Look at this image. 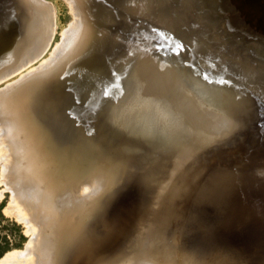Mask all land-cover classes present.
Wrapping results in <instances>:
<instances>
[{
  "label": "rangeland",
  "instance_id": "rangeland-1",
  "mask_svg": "<svg viewBox=\"0 0 264 264\" xmlns=\"http://www.w3.org/2000/svg\"><path fill=\"white\" fill-rule=\"evenodd\" d=\"M32 1L33 3H35L33 6H36V7L41 6L39 8H35L36 10V11L34 10L35 12L33 11L34 8L31 7ZM32 1L21 0V2L25 5L27 9V12L30 13L28 14V25L30 24V22L33 21V20L32 21L30 20L29 22V19L31 17H32L31 19H34L33 17L36 12L38 15L35 14L36 16L35 18L37 19V17L40 16L42 12L45 13L47 11L48 13H50L53 10L52 12L53 20L55 21L53 30H52L53 37H51L52 38L50 39L51 42H49L48 46L45 48L46 49L44 50L45 52L43 53L42 51L39 57L37 56L38 59L37 58L36 60L34 59L35 61H31L30 64H26L24 68L21 67V69L18 71L16 70L14 72H11L9 76L7 75L3 77L0 80V89L6 88L5 86H8V87L12 86L13 82H14L13 84L18 85L20 82L16 83V81H19V80L21 81L23 79L31 77L32 76L31 72L32 71L37 72V70H39V68L42 67V65L43 67L47 66L48 68L44 67L45 72L44 70L42 71L43 67L40 68L41 72L42 73L48 72V75L47 74H43V75L45 77H49L55 71V69L53 71L51 70L52 66H54L55 68L57 66V68H59L62 64L66 62L68 64L63 65V66L71 67L73 63L76 62V58L77 60H79L78 58H81L78 55H81V54L83 55L84 53L82 52L89 50L91 55L93 56V59L91 60L92 65H88V66H86V64L82 65V68H80V70L82 69L86 70V68L88 70L86 71L78 70V72L79 71L82 72L80 74L78 73L80 77H77L78 74L77 75L75 74L73 76H74V79H78V78H80L81 80L83 79V81L81 82H83L85 85V86L83 85V87H85L84 88L85 93L83 97L84 101L82 102V104L88 98L89 93L90 94L93 93L94 95V99L91 97V99L93 100L92 104L96 100L95 98L97 97L102 98L100 100L97 98L99 100L98 104L96 102L97 100L94 102V104L95 103L97 104V108H94V105H92L91 112L93 114L91 113L92 116L91 114L88 115L89 118L87 116H81V117L79 116L80 113L82 115V112L84 110L82 111L79 110L75 114V110H77V106L72 107V111H74V114L72 112V116H74L73 118L75 120L71 118V121H74V122L69 121V123H66L68 124L65 126L67 127L66 131L68 130L67 131L68 134L66 136L60 137L59 139L55 135H50L48 136L49 139L45 141L47 144L44 141H42L44 140L43 138L41 140V143L43 144H40L39 151L45 152L43 157L45 156L44 165H45L46 172L44 173L45 177H43L42 180L38 181L40 188L38 190L39 195L37 196V200L40 199V201H42L40 197H44V200L42 201L43 211L46 212L44 216L43 217L41 216V219H39V223H40L39 228H40L41 237L45 238V244H46V247L43 253V260L45 259L44 264H64V263L65 264L66 263L75 264L76 262L82 261V260H84L85 263L80 262L79 264H169L170 261L176 264H209V262H211L210 264H213V263L217 264V262H219L220 264L221 260H222L221 264H229V262H231V264L232 262L235 263L231 256L232 252L230 250H228L229 252L227 251L228 253L231 252L230 254H227L226 251L225 253L224 251L221 252L220 250V254L216 256L218 258L215 257V258H212V260L210 258L212 256H210L207 253L204 254V250L201 244L204 243L203 246H205V244L206 245L208 244L206 243L207 240H205L204 242L203 239L206 237L209 241V242L207 241L208 243L211 242V244H213L212 242H214V240H211L213 239L211 237L214 235V232L212 233L214 228L209 229V227L211 226L208 220L210 219H211L210 220L211 224L213 223V220L214 222L216 221V223L218 221L223 222V226L227 228V231L231 234V236L234 237L233 249H239L241 246H244L243 249H244V252H246L245 260H244L245 264H264V207H260L257 203H254L249 197L251 191L256 192L258 190L256 189L248 190V191L243 190L239 194H237L234 198H232V196L230 197V195L228 196L229 190L235 188L236 186L241 185L242 183H245L246 181L247 182L252 181V183L257 182L256 184L260 186L259 188L263 189L260 191H264V180H263L264 179V176H263L264 166L263 168L261 166L264 164V158H263L264 157V149H263L264 148V141H263L264 134L262 135L263 138L261 137L263 143L260 142V137H259L260 132L264 133V99L263 97L261 98L260 96L262 94H263L262 96H264V92L262 91L257 92V90H259L258 88L261 89V87L263 88L262 90L264 91V85H263L264 84V23L262 22L263 19L256 18V16L249 14L245 10V8H243L240 5V3L243 2V0H218V2L217 0H207V1L202 0L199 2L197 0H176V2H173L175 0H170L172 3L169 0H164L165 2L163 0H162L163 2H161L160 0V4L162 3V6L159 4V1L157 2L156 0L157 5L158 4L160 5V6L158 5L159 6L158 8L155 3V0L153 3H152V0H126V2L125 1L123 2L122 0H121L122 2H118L119 0L117 1L116 0H112V1L111 0H96V2H94L95 0L94 1L91 0L92 7H94L95 5L96 7L94 8L98 9L97 6H99L100 7L99 9L102 10L101 11L98 9L97 10L98 13L101 14L105 12L104 10H106L107 14L104 13L106 15H102V16H105V17L101 19L99 18L98 20V17H101L99 16L100 14L98 13L96 14V17L98 16L96 19L95 16L93 17V15L88 13L89 9L85 8L83 12L81 13L82 18L84 17V19H82L84 23V27H83L82 21L80 24V26L81 25L82 26L81 27L77 26V27L78 29L79 27L82 29L84 28L82 31L86 33H84L85 35H83L82 34L83 32L80 31L81 29H79V35L80 34L81 35L78 36L77 28L73 29V26H72L73 22L76 21V18L78 16L74 14L73 10L75 9H73V5L71 4L70 0L68 1L67 0H37L38 3L36 2V0L35 1L32 0ZM97 2H100L101 4H103L101 5L102 7L100 6V3L95 4ZM148 2H150L152 5H155L153 7V10L150 9L151 4H149L150 10L144 7V5L146 6ZM118 3H120L119 6L117 5ZM160 7H161V10H160ZM162 8L164 9L162 10ZM142 9L143 10L145 9L144 12H146V10L147 11L149 10L148 12H146L148 13L149 16L145 15L146 18L148 17L147 24L146 22L144 23V19L146 21V18L143 15L146 13H144ZM40 11L42 12L39 13ZM154 11H156V14L161 16L163 19H166L164 20L165 26L163 25L164 21L162 20V18H161L162 22L160 18L158 21V16L156 20L158 22L157 23L153 22L156 19V16H152ZM111 12H114V13L116 12L120 14V16L123 17L125 21H123L119 16H117L118 14L116 16L119 17L121 20H119V18L117 19V17L114 16L116 13L115 14L112 13L114 15L110 17ZM149 12H151L152 14L151 13L149 14ZM156 14L154 13V15ZM123 15L127 16V18L126 17L124 18ZM176 16L180 18V22H178L179 18H177ZM149 17L150 18L152 17L151 18L152 20H149L150 19ZM167 17L169 19L170 18L173 19L172 21L174 22L176 21L178 24L180 23L179 24L180 26L178 27L176 22L173 25L171 19L169 20L167 19ZM39 18L42 19V16L38 17V19ZM133 22H135L134 26H133ZM140 22L145 24V27L142 26V28L144 27V29H140L141 28L140 26L144 25V24H141ZM160 22L162 23L163 27L167 28L168 26V29H171V26H175L176 24V27L179 28L178 30L180 31L183 28V31L182 32L180 31L181 34L178 33L179 34L178 35L176 33L177 28L175 30L173 27L174 30L171 29L172 32L168 31L169 33H173L172 34L173 36H170L171 34H169V36L172 38L168 37V35H165L166 36L165 37L162 35V33L166 34L167 29L166 31H164V29L162 28L163 29L162 31L161 28H157L161 26ZM181 22H182V26H181ZM136 23L138 24L140 23V26L138 27V24ZM151 23H155L156 26L155 24H151ZM167 23L172 24V25L168 24L166 26ZM153 25L157 29L159 30L161 29V30L159 31L156 28H153L152 27ZM198 25L201 26V28L203 26L204 31L200 27H198ZM205 26L208 27L209 29L206 28ZM146 27L150 29L152 27L153 29L156 30V32L159 31L160 33L158 32V34H160L163 38L159 37L160 35H157L155 30H153L156 33L157 37L160 38V40L161 38L164 39V37L165 38L168 37L165 41L163 40L164 43L161 44V46H164L165 49L163 47L162 49L160 46V42L162 40L159 42L158 41L159 39L155 35L154 36L151 35L153 34L151 31L152 29L151 30L146 29ZM230 27L233 29H231ZM71 28L73 31L77 30L76 32L75 31L71 32L73 33V35L74 34L75 35L72 37V36H68L69 34L67 33V37L69 39L68 38L63 39L64 38L63 34H65L64 30L68 31ZM205 28L208 30V33ZM93 30L95 32H93L94 35L93 34L92 35L95 36L96 34L97 40L100 39L101 37L104 39V37H106L109 33L107 37H109L110 35L112 36V39L110 36V40H109L111 42V46H112V42L115 43L116 41L121 42L120 45H123L122 47H124L125 46L124 44H126V47L128 48V45H129L130 49H133L132 52L130 51L129 48L127 52L126 51L127 49L125 47L126 50L123 53L125 54L127 52L128 54H125V56L127 57V55H129L128 57L129 59L130 58L133 60L135 59L134 57L136 54L134 52L137 53L138 56L137 55L136 56L139 59L140 57L143 56V59L141 58L142 60H145L144 58L146 57H148L146 60H149L152 58L157 61L158 59L156 64L158 63L159 66H166V68H169V69L170 67H172L169 72L175 71V67H176L177 72H179L178 74H180V77L178 78V75L176 76L177 72L175 71L176 73L174 72L175 74L174 77L172 76L173 74L170 73L172 74L170 77H173L174 80L171 78L169 79L170 81L168 80L169 82H166L163 85L156 84V86L153 84L154 82H151V84L154 85L155 87L150 85V83H148L150 82L149 79L147 78L148 76L144 77L143 79V76L145 75L141 74L142 78L138 77V76H141V75H138L140 72L141 73L144 72L141 70H139L140 71L139 72L138 69H142L143 66H144L143 69H145V67L147 66L146 64H144V62L146 63V61L143 62L139 59L135 60V62L138 61L139 64H140V61L141 63L143 62V65L140 64L142 67L141 66L139 67V65H137L138 63L137 64L134 62L132 63L131 59L130 61H128V58L126 59V57H125L126 59L125 61L123 54L120 53L121 51L122 52L124 51V48L122 50V47H120L119 42H117V44L115 43V45L113 44L112 47L114 48H116L117 46L119 47V49L116 48L117 50L114 49L113 51L112 50L113 48L109 46L110 44H108L110 43L109 41H107L108 43H106L108 45H105L104 41L100 39L96 42L101 41L102 43L103 41L102 43L103 46L101 43H97V44H101L99 45L102 47V50H101L99 46L97 47V44L95 43L94 39L91 36V33ZM63 31L64 33L62 34ZM97 31L101 32V35L100 33L98 35ZM228 31L230 32V36H228L229 33L227 34ZM183 32L186 36L183 34ZM105 34L107 35L105 36ZM26 36L28 35H24V38H23L24 42H21L19 45L20 47H22L24 46L25 43H27L24 46V48L25 47L26 48L22 49L23 47L20 48L18 46L17 48L18 52L16 51L15 53L17 55L14 56L15 55L14 54L13 55L14 57L12 56L8 60L10 62L6 61L7 64L2 63V66H0V72L2 71L5 72L7 70H10V71L15 70L14 67L17 66V64L18 66L20 65V63H18V62H21L20 59L23 60L24 58H26L29 53L31 54L30 56H34L37 53L35 52V50L38 51L40 49V47L38 48L35 47L37 44L36 40H34L35 41L34 43L29 41V43L31 42L30 45L28 44V42H25V40L27 41ZM86 36L87 37L89 36L90 38H92V39L90 38L89 39L86 38V39H88L89 41L93 40L95 46L97 47L96 49L94 46V48H92L93 49L92 52H91L92 49L90 47L93 45V42L91 41L92 45H90L89 47L91 50L88 49L87 47L89 46V43L91 44V42H89L88 40H85ZM71 37L73 39L74 37L75 39L77 38V40L75 41H80V42H74V40ZM80 37H81V40H80ZM155 37L157 39H154ZM184 37L185 38L187 37L186 40ZM181 38L184 43H181L182 42ZM66 39L68 40V42ZM152 39L156 40V42H158L159 45L156 42H155L156 44L153 43L154 41ZM170 40H173V41L175 40L174 41L175 45L173 44V41L172 43H170ZM195 40L196 41L198 40L199 42H196V44L195 43L193 44L197 45L198 43L199 46H202L201 48L197 45V48H195L196 46L193 45L195 50L197 49L196 52L192 50L193 46L191 45V43L195 42ZM189 41L190 42L192 41V42L189 44L188 43ZM61 42H64V43L62 44ZM66 42L67 43L70 42L69 43L70 45L67 44ZM201 42H204L206 44L203 43L204 44L203 45L201 44ZM86 43H88V45L85 46ZM178 43L180 44L179 45L180 47L181 45L182 47L185 45L184 48H186L187 52L185 51V49H181L182 47L181 48L178 47ZM39 44L40 43L38 42L37 46H39ZM57 44H59V47L61 48V50L59 49V47H57L55 50L56 52H55L53 51V49ZM66 44L69 46L64 47V45L66 46ZM78 44L80 45V47L77 46ZM187 44H189L190 47ZM205 45L207 47L208 46L210 47H208V49H204L206 48ZM241 45L243 46V48H241L242 47ZM106 46L111 47L112 51L110 50V48ZM158 46H160L161 52L162 50L165 52L166 50L169 49V47H171L170 48L171 51L174 50L172 52H175V49L178 50L179 48H180L179 49L180 51L179 50L178 52L176 51L177 53L176 54L168 50L166 53L162 52L161 54V52L158 50L159 48ZM83 47L84 48L86 47L85 50ZM81 48L83 49V51ZM103 48H104V51H105V48H107V50L109 49L108 52L110 51L109 54L111 56H108L109 54H106L108 53L107 50L105 52V54L107 55L106 56L104 54ZM19 49L23 50L22 52H20L21 54L19 53V51H21ZM33 49H34V54L33 52L32 53L30 52V50H33ZM99 49L103 52L101 53ZM67 50L72 55H69L70 53L66 52ZM115 50L117 52H115ZM188 50L190 51L188 52ZM26 51L28 52L26 53ZM80 51L81 53L78 54ZM129 51L131 52V54L129 53ZM97 52L100 53V55L101 54L105 55V57L102 58L103 60H101V57L103 56H98L97 54L95 55V53ZM111 52H113V54L115 53L119 55L122 54L121 55L123 57L122 62L123 61L124 63L126 62L125 66H123L124 64H121V58L120 59L118 58L121 56L117 54L113 55L117 59H119L117 61L116 58L112 56ZM180 52L183 55H181ZM182 52L184 53L186 52V53L184 54ZM190 52L197 53V55L192 54L193 57H189L190 58L189 59L187 56H191ZM24 53L26 54L24 55ZM59 53L60 55H58ZM64 53L66 57L65 58L63 57L64 59H61L62 55L64 56ZM132 53H134V55ZM158 53L160 54V56L161 55L162 56L160 57ZM163 53L165 55H163ZM169 53H171L170 54L172 55L171 57L174 56L173 58L170 57L171 58L170 60L168 57ZM53 54L58 55V56L56 55L57 59L55 58L56 56L53 57L54 56ZM175 54L176 56L180 54L181 56L184 57V60L182 59L183 57H181L180 55L176 57ZM186 54H189V55H186ZM75 55L77 57H75ZM179 56L181 57V59ZM96 57L98 59H96ZM157 57H159L160 59L162 57L163 58L161 59V61H159L160 59ZM175 57L179 59H176ZM201 57H202V60L204 59L203 61L206 62L205 64L207 66L204 64L203 61H199L201 60ZM74 58H75V61H74ZM50 59L51 60L54 59L56 61L55 62L53 60L55 64ZM104 59H107L109 64H111L110 68L108 67L110 65L106 66L108 62H105ZM109 59L111 61L115 60L116 63L118 64L114 65L115 62L110 63L111 61ZM166 59H168L169 61L171 60L179 61L180 60L179 61L180 65L184 64L180 67L181 71L183 72L185 71L183 67L185 68L186 67L185 65L188 62H190L193 59L197 60V62L194 64L195 66L194 65L192 66L196 68L199 67L200 70H204V72L205 70L206 72L208 71L207 75L208 73H210V75L212 74L211 77L214 76V74L219 75L220 78L217 76V78L220 79L219 82L221 83V80H222L224 83L226 82L225 84L227 86L225 85L223 87L222 86L223 82L222 84H220L221 85L220 87L216 86L217 84H219V83L215 84V81L216 80L218 81L216 76H215L216 80H213L214 81V84H213L212 78H211V81L209 80L210 75H208V79H207V76H205L206 74H204L203 71L200 72V70L198 69L195 70L194 67H192L191 65L190 66L188 65L190 63L187 64L189 66V70L193 71V74H196L194 70L196 72L199 71L200 73H202V75H204L203 78H206L207 82L205 79L200 81L202 79L201 77L202 75L200 76L201 79H199L200 77H196V76L200 74L195 76L192 74L191 71L187 70L189 72L188 73L189 75H188L187 71H185L187 77L190 78L191 76V79L194 77V78H197L196 81L198 80L200 81V82L198 81L199 82L198 83L193 80H189L190 81L189 82L187 80L188 78L185 77V74L182 76L183 72L182 73L180 72V68L178 71V67H179L177 65L179 64L178 61L176 62L172 61L171 64L173 65L168 66V63L170 62L168 63L165 62ZM49 61L51 62V64L53 62L54 65L52 64L50 66ZM97 61L101 62V64L98 65ZM127 61L130 63H128ZM93 62H97V63H93ZM103 62H104V65H103ZM199 62H203L201 63L203 65H201ZM56 63H58V65ZM153 63L155 64V61ZM44 64H48L49 66L44 65ZM130 64L131 66L136 64L135 65L136 70L135 68L133 69V67L130 69L129 68ZM117 65H119V67ZM120 65H122L123 67H121ZM106 67L111 69V71ZM116 67L119 68L120 71H118ZM124 67L126 69L129 68V70L128 69L125 70ZM190 67L192 68L190 69ZM46 69L47 70L50 69V70L46 72ZM40 70H39V73H40ZM91 70H93V72H91ZM108 70L110 71L109 73H111L112 75L115 74L116 71H118V73L123 71L122 74H120L122 76L120 77L119 74H117L116 75L117 77L112 76L114 79L116 78L115 81H112L114 80L112 78H111L112 80H109V78L107 79V77H109L111 74L109 75ZM27 72H30V74ZM83 72L85 73L87 72V73L84 74ZM134 72L135 73L139 72V73H137L136 75H133ZM126 73H130L128 75H133L135 77H138V79L140 78L139 80L142 79L141 81L136 79V81L138 80L139 82H142L141 83L142 85L139 84V82H137V84L134 85L136 83L134 82L135 77L133 78L131 76H127ZM190 74H192L193 76ZM24 75H26V77ZM95 75L97 76L95 77ZM104 75L106 76L108 75L107 77H105L107 80L103 78ZM123 75L126 76L128 79L126 77H123ZM53 76L54 75H51L50 77H53ZM175 76L178 79L175 78ZM184 77L187 78L186 83H184L185 82ZM119 78L121 80H119ZM122 78L123 79L126 78L127 80L125 79L126 81L123 82ZM131 78L134 79L133 81L134 84H132L133 79L130 80ZM145 78L148 80H145ZM116 81L118 82V85L120 86L121 85L123 86L125 82H129L128 85L125 84L126 86H124V87H127V86L129 87L124 88V87H120L116 85V88H114L113 86L117 84ZM121 81L123 83L119 84V82ZM191 81H193V85ZM209 81L211 82L212 85L210 84ZM177 82L179 83V84H176L178 87L175 85L172 89L173 83L175 84ZM181 82L184 84L182 85ZM109 83L114 84V85H110L111 89L113 91L118 89V93L120 92V95L115 92H114L115 94L111 95L113 91L111 89L110 91L106 89V88H110V86L108 85ZM143 83H145V85L147 83L148 84L147 86L143 87ZM194 83H198L197 86L200 88H201V85H199L200 83L204 84L205 86L202 85L203 89L201 88L199 90V89H196V85ZM229 83H230V86H229ZM189 84H191L192 86L195 85L194 86L195 88L192 87L191 89L190 88L191 85L189 86ZM207 84L208 85L210 84V85L208 86ZM261 84L263 86H261ZM137 85H138V88L136 87ZM148 85L149 87L150 86L151 87L149 88ZM206 85L209 88L212 86L211 89L213 90H214L213 88L214 86H216L215 87L216 90L218 88L217 94L220 91L219 96L217 97L216 96L217 94L215 96L216 98H218L217 101L219 102L214 101L215 99L214 94L216 93L215 92L216 90L215 91L209 90L210 95L212 94L211 92L213 93L215 92L214 94H212L214 98L212 97V95L211 97H209L210 95L209 96L207 95L208 93L207 89H209L208 87L206 88L205 91H201V90H204V87H206ZM179 86L182 89L179 88ZM145 87L148 90L145 91L144 90ZM121 88H124V90H126L125 91L126 93H123V95L120 90ZM103 89H106L104 90V93L102 92ZM177 89H179L180 91H178ZM174 90L176 93H174ZM105 91L110 92V94L109 93L105 94ZM195 91H197V93ZM99 92L102 93L103 95H101ZM194 92L196 94H194ZM169 93L173 94V95L171 94L172 96H170L169 98L170 101H171V97H173L174 99L171 101L173 103L172 105H170L171 102H169V100H164V98L162 99L164 101H168V103L161 102L162 99L159 100L160 97H166V99H168L167 97H169L170 95ZM86 94H87V98H86ZM108 94L109 96H112V98L108 97L107 96ZM100 95L103 97H100ZM114 95L116 96L113 99ZM195 95L198 96V99H196ZM104 96L106 97L104 98ZM118 96L120 97L123 96L124 98L123 97L120 98L122 99L120 101V99H118L119 98ZM207 96L211 99L209 100ZM103 98L106 100L107 98L112 99L111 102L109 101L111 104L107 102L108 107L107 105L105 106L106 104L105 102H102L104 100ZM154 98H157L162 103L161 105L159 104V101H158V103L156 104L155 108L157 107V105H161V106L157 107L156 110H153V114H155V111L157 112V115L155 114V116L151 112L147 111L148 108L150 109L149 111H152L151 108H154V105L157 102V99H156V102L153 103L155 101ZM91 99L90 98L87 99L86 102L84 103L86 107H87V104H86L87 101ZM197 100H199V102L201 103H199ZM144 101H146L147 103L152 101L150 103L151 108L147 106L146 102L144 103ZM100 103H101V107L99 105ZM164 103L165 104L170 103V104L167 105L166 107ZM174 103L176 106L172 107ZM205 103L209 108L205 107ZM201 104H202V107H200ZM197 105H199L200 108L197 107ZM114 106H117V108L115 107V109H112V107L114 108ZM160 107L162 110L159 109ZM170 107H171V110H170ZM103 108L105 111L103 110ZM105 108H107L108 110H106ZM201 108L204 109V113L208 109L213 111L212 114L214 116H215L214 112L221 113L222 115L223 114L225 115L226 113L228 116L227 118H225L226 120L228 118H231L232 116L231 118L232 120L236 119L234 120L235 126L233 127V130L230 129L231 131L230 132L227 129V127H221L220 124L216 125L215 127H213V125L210 124V127L208 128L206 124L207 120L202 122V120H205L207 116L205 118L204 117L205 114L202 111L201 113L204 115H201L200 113V110H202ZM205 108L207 110H205ZM158 109L159 111H157ZM197 109L199 112L197 111ZM112 110H115V111L112 112L111 114ZM251 110L253 112H251ZM102 111L104 112V114L101 115L100 113H103ZM232 112H234V114ZM148 113H150V115H153L154 118L153 116L152 117L150 116L149 118ZM197 113H200V115H198ZM235 113L238 116H235ZM259 113L261 115V116L259 115L260 118L257 115ZM77 115L79 119L76 117ZM100 115L102 117H100ZM224 115L223 117H225ZM247 115H248V119H246ZM156 116L157 118L160 117L159 121L155 120ZM249 116H251V118H249ZM99 117L101 118L100 120H99ZM241 117H244L245 120L244 118H241ZM257 117L259 118V120L262 117V121L261 120L259 121L262 123V125L260 123H259L260 125L257 124V126H259L260 128L255 126L256 125L255 120L257 119ZM84 118L85 120L87 118V121L83 120ZM105 118L107 121L104 120ZM253 118L255 120H253ZM148 119H150L153 122L152 124H154L155 121H157L158 124L155 122V127H154V125H150L151 122H149L150 120ZM240 119L242 120L240 121ZM79 120H83L84 122L83 121L81 122ZM98 120L99 122H102V121L103 122L99 124V122H97ZM90 121H91V124H90ZM92 122H94L95 125L92 126L93 124ZM95 122L98 124H96ZM86 124L88 125V127L86 126ZM94 128L100 129L98 130L99 132L95 131L96 129ZM107 128L108 130L105 131ZM42 130L43 129L40 124L38 126H35V131H36L35 133L36 134L39 133L38 134L39 136L40 134L42 136L44 135L42 134ZM69 130L70 132H72L71 134H69ZM92 130H94L96 134H94V131ZM66 131L65 133H67ZM106 133H109L108 134L109 138L106 136L107 135ZM110 135L112 136L110 137ZM97 136H100L98 138L100 140L102 139V142L100 141L99 143V139H97ZM103 138L104 139L106 138V139L104 140ZM113 138L114 140H112ZM97 142L99 143V145H97L98 144ZM44 143L46 145H44ZM260 143L262 146L260 145ZM103 145L105 147H103ZM46 146H49L48 153H46L47 151H45V149H47ZM43 147H45V149ZM260 147L261 148L263 147V148L261 149ZM94 153H96L97 156H94L95 155ZM102 153L104 154V156ZM72 156L74 157L72 158ZM97 157H102V158L104 157V159L101 161L102 162L101 166L100 164L98 165V161L101 160L102 158L99 159ZM95 158H97L98 160ZM105 162L106 163L110 162L108 163L110 165H106ZM104 164L108 167L107 168L105 166L107 169L102 167V165L104 166ZM93 166L96 167L95 168L96 171L94 170ZM257 167L262 168V169L260 168L262 172L259 169L260 173L262 174H259V175L256 174L258 173ZM100 168H102V171L99 170ZM98 170L101 172H98ZM127 171L128 172L130 171L129 173L131 175L129 173L127 174ZM247 171L251 172L252 174L254 172L257 175L258 179L256 180V177H253L255 174L254 175H252L251 173L247 174ZM102 172L104 173V177H105V173L107 174L108 172L105 178L103 177ZM111 172H113L112 173L113 175L111 174ZM125 173L127 175H130L132 179L128 177L127 175H125ZM123 175L129 178L130 182L128 181L126 177H124V180H123V178H121L123 177ZM250 175L253 178H251ZM261 175L262 177H260ZM97 177L98 178L101 177V180L105 179V181L102 180L104 181V183L102 184V181L98 179ZM108 178H109L108 180L109 182L106 181V179ZM119 178H121V180L125 182L128 181L126 183L127 186L125 185V183L123 184V181L121 183V180ZM133 180H134V183L132 184ZM259 180H262V181H259ZM83 186L84 188L82 189ZM124 186H126V188ZM143 186H145L146 188L145 194H147V198H146L147 202L145 201L146 204L144 203V207H143V211L146 214H144L145 219L143 217L145 224H143L141 227L144 228V230L142 228L140 229L142 231L139 230L140 233L142 232V235L139 232H137V236H135L136 235L135 233V235H132L131 239L129 240L127 238L123 239V241L127 239L125 244L121 247H118L117 249H114L113 252L112 250L109 251V249H105L108 243L107 245H105L104 243L101 242L103 241V237L107 236L108 233L112 234V232H115L120 227L119 225L125 222V220H127V218L131 215V212L135 210L136 202L133 200V198L137 200V196L139 197L140 195L139 189ZM225 186L227 187V191L225 190ZM86 189L87 191H85ZM0 191L2 192L0 193V197H1L0 198V259L1 261H3L2 259L8 253L14 252V250L20 251L24 249L29 239V233L26 230V225L23 222V220L21 219L19 220V218L16 219L17 217L15 218L14 216L15 212L13 210H9L10 208L9 209L7 208L9 207L8 202H9L10 191L8 188L7 189L4 188V185L2 184L1 181H0ZM40 193H42L41 196H40ZM45 199L47 202H45ZM72 199L74 200L72 201ZM226 200H227V204L225 205ZM40 201L38 200V202ZM257 207L261 208V210H259ZM6 210L8 213L6 212ZM11 212H12V215H10ZM78 216L80 217V219ZM206 219L209 224L205 223ZM200 222H203L204 225L207 224V226L209 227L206 226L204 228L203 223H201V225L203 226L199 225ZM216 223H214L213 225H216ZM77 226L80 228H78ZM194 226L197 228H195ZM200 226L202 227V229L204 228L203 229L204 231L205 229L206 230L208 229V233L203 232L202 229L200 230L201 228ZM193 227L195 228V231L197 232L200 230L199 231L200 233L198 232V234L200 235L196 234ZM75 229L80 232H77ZM191 230L193 231V234H194L193 237L191 234ZM75 232L77 233L76 235H75ZM187 233L191 235L189 236L191 237V240H196V241H191L190 238L188 239V236L187 237L185 236ZM138 234H139V237H138ZM52 235L54 236L52 237ZM69 235L71 236L73 235V236L71 237ZM195 235L198 236V238H201L199 239L201 244L198 243L199 241L197 242L198 238L195 239L196 237ZM136 237L138 238L137 241L135 240ZM186 238L189 240V243H187L188 240ZM71 239H73L74 241ZM185 239L187 240V242L185 241ZM132 240H134L133 243H132ZM75 241L77 242V244H75L76 243ZM190 241L195 242V243H190ZM152 243L154 244V246H152L153 245ZM61 244L64 246H62ZM190 244L193 246H191ZM197 244L198 245L200 244V245L197 247ZM155 245L156 246L160 245L158 247L161 248L162 255L160 256L157 255V252L154 250V248L156 247ZM186 246L188 247V249ZM195 246L196 248L192 249V247H195ZM189 247L191 248L189 249ZM212 247L211 249L209 248L211 251L216 250L214 246ZM189 250H191V252ZM55 251L57 254L54 253ZM50 253L53 256H51ZM59 254L60 256H58ZM225 254L228 256H225ZM87 255H89L88 259L86 258ZM66 256L68 258L70 257L69 260H67L68 258ZM80 258L81 260H78ZM209 259L211 261H209ZM214 260L215 262H213ZM52 262H55V263H52Z\"/></svg>",
  "mask_w": 264,
  "mask_h": 264
},
{
  "label": "bare ground",
  "instance_id": "bare-ground-1",
  "mask_svg": "<svg viewBox=\"0 0 264 264\" xmlns=\"http://www.w3.org/2000/svg\"><path fill=\"white\" fill-rule=\"evenodd\" d=\"M28 1V0H27ZM30 1H32V0H30ZM35 1V0H34ZM68 1V0H67ZM71 1V4L73 5V9H75V10H73L74 11V14L76 15V16H78L77 18H76V21L75 22H73V29L74 28H77V30H78V36H80L79 35V29H81L80 31L81 32H83L82 30L84 29H82V28H80L81 26H80V24H81V21H82V19H84V17L82 18V12H83V10L86 8V9H89V12L88 13H90L91 15H93V17L95 16L96 17V14L98 13V9L100 8L99 6H97V8L98 9H96V8H94V7H96L94 4V7H92L91 5V0H70ZM94 1V0H93ZM112 1V0H111ZM117 1V0H116ZM123 2L125 1L126 2V0H122ZM121 0H119L118 2H122ZM159 1V4H160V0H157V2ZM164 1V0H163ZM162 0H161V2H163ZM170 1V0H169ZM198 2L199 1H202V0H197ZM207 1V0H206ZM23 2V1H22ZM21 2V0H0V66H2V63L4 64V63H6L7 64V62L6 61H8L15 53H16V51H17V48H18V46L20 45V43L21 42H24L23 41V38H24V35H28V36H26L27 37V41L25 40V42H28V44L30 45L31 44V42H35L34 40H36V42H37V44H36V48H38V47H40V49L38 50V51H36L35 50V52H37L34 56H30L31 54L29 53L28 54V56L26 57V58H24L23 59V57H22V59L23 60H21L20 59V61L21 62H18V63H20V65L18 66V64H17V66H15L14 68H15V70H7V71H5V72H0V80L3 78V77H5V76H9V74L11 73V72H14V71H18V70H20L21 69V67H23L24 68V66L26 65V64H30V62L31 61H35L36 60V58L38 59V57H39V55L42 53V51H43V53L45 52L44 50H46L45 48L48 46V44H49V42H51L50 41V39H52L51 37H53V35H52V30H53V26H54V20H53V14H52V12H53V10L51 11L50 9V13H48L47 11L45 12V13H43L42 11H40L39 13H41L42 12V14L40 15V16H42V19H40V21H39V19H38V17H40V16H38L37 17V19L35 18L36 16H35V14H37V12L34 14V19H29V22H30V20L32 21V22H30V24L28 25V14H30V13H28L27 12V9H26V7H25V5L23 4ZM36 2H37V0H36ZM94 2H96V0L94 1ZM154 2V0H152V3ZM165 2V1H164ZM171 2V1H170ZM173 2H176V0L175 1H173ZM217 2H218V0H217ZM28 3V2H27ZM38 3V2H37ZM36 3V4H37ZM100 2H97V3H95V4H99ZM155 3H156V0H155ZM172 3V2H171ZM201 3H203V2H201ZM201 3H200V5H201ZM208 3V2H207ZM212 3V2H211ZM224 3V2H223ZM222 3V4H223ZM35 3H33V1H32V6L31 7H33L34 9H33V11L35 10V8H39V7H41V6H38V7H36V6H33ZM42 4V3H41ZM40 4V5H41ZM44 4V3H43ZM70 4V5H71ZM119 4L120 3H118L117 5L119 6ZM149 4H151L150 2H148L147 4H146V6L144 5V3H143V5H144V7H146V8H148L149 9V7H150V5ZM158 4V5H159ZM38 5V4H37ZM101 5H103V4H101L100 3V6ZM147 5H148V7H147ZM156 5H157V3H156ZM157 5V8L161 5L162 6V3L158 6ZM203 5V4H202ZM240 5L243 7V8H245V10L249 13V14H251V15H253V16H256V18H260V19H263L262 20V22L264 23V0H243V2H241L240 3ZM155 5H152L151 4V7H150V9H152L153 10V7H154ZM164 6V5H163ZM225 6V5H224ZM30 7V8H31ZM50 7V6H49ZM102 7V6H101ZM123 7V6H122ZM165 8V7H164ZM164 8H162V10L164 9ZM44 9V8H43ZM149 9V10H150ZM99 10H101V9H99ZM104 10V9H103ZM145 10V9H144ZM144 10L142 9V11L144 12ZM148 10V11H149ZM151 10V11H152ZM160 10H161V7H160ZM36 11V10H35ZM34 11V12H35ZM37 11H39V10H37ZM70 11H71V9H70ZM102 11V10H101ZM105 12H103V13H98V14H100L99 16H101V17H98V20H99V18L101 19V18H103V17H105V16H102V15H106L107 13V11L106 10H104ZM147 10H146V12H148ZM87 12V11H86ZM100 12V11H99ZM146 12H144V13H146ZM32 13V12H31ZM72 13V12H71ZM104 13H106V14H104ZM110 13V12H109ZM112 13H114V12H111V16L110 17H112V15H114V14H112ZM143 13V14H144ZM151 12H149V14H150ZM154 13L156 14V11H154L153 12V14H152V16H156V19L153 21V22H158L159 21V18H160V20H161V16H159V15H154ZM84 14V13H83ZM118 13H116L114 16H116ZM33 15V14H32ZM31 15V16H32ZM38 15V14H37ZM145 15L147 16L148 15V13H146V14H144L143 16L145 17ZM108 16V15H107ZM117 16H119L123 21H125L124 19H123V17H121L120 16V14H118ZM116 16V17H117ZM124 16V15H123ZM149 16V15H148ZM157 16H158V21H156L157 20ZM97 17H96V19H97ZM119 17H117V19L119 18ZM127 18V16H124V18ZM177 17V16H176ZM74 18V17H73ZM119 18V20H121ZM146 18V17H145ZM150 18V17H149ZM152 18V17H151ZM149 19V20H152V19ZM177 18H179V17H177ZM147 19H148V17L146 18V21H145V19H144V23L146 22V24H147ZM153 19H154V17H153ZM167 19H169L168 17H167ZM171 19V18H170ZM169 19V20H170ZM148 20V21H149ZM162 20L164 21V20H166V19H163L162 18ZM162 20H161V22H162ZM173 19H171V21H172ZM176 20V19H175ZM178 21V20H177ZM182 21V20H181ZM98 22V21H97ZM96 22V23H97ZM112 22V21H111ZM120 22V21H119ZM150 22V21H149ZM160 22V25L162 26V23ZM166 22H168V21H166ZM176 22V21H175ZM174 21H172V24L174 25V23H175ZM178 22H180V18H179V21ZM82 23H83V21H82ZM124 23V22H123ZM135 22H133V26L135 25L134 24ZM141 24H144V23H142V22H140ZM140 23L138 24V23H136V24H138V27L140 26ZM165 21L163 22V25L165 26ZM169 23H171V22H169ZM169 23H167L166 24V26L169 24ZM177 23V22H176ZM184 23V22H183ZM231 23V22H230ZM71 24V23H70ZM113 24V23H112ZM130 24H131V22H130ZM149 24V23H148ZM151 24H155V23H151ZM159 24V23H158ZM157 24V25H158ZM172 24H169V25H172ZM180 24V23H179ZM178 23H177V26L179 27L180 25H179ZM31 25V26H30ZM96 25V24H95ZM120 25V24H119ZM159 25V26H160ZM77 26H80L79 27V29H78V27ZM142 26H144L145 27V24L144 25H141L140 27V29H144V27L142 28ZM148 26V25H147ZM151 26V25H150ZM149 26V27H150ZM155 26H156V24H155ZM157 27V28H163L164 29V31H166V29H167V32L168 31H170V32H172V30H176V24H175V26H171V29H168V26H167V28H165V27ZM181 26H182V22H181ZM232 26V25H231ZM83 27H84V23H83ZM88 27H89V25H88ZM103 27V26H102ZM124 27V26H123ZM153 28H156V27H154V25L152 26ZM151 27V29L150 28H147L146 27V29H150L151 31H152V33L153 34H151L152 36H156L157 37V35H160V34H158V32L161 30H159V29H157V30H159L158 32H156V30L155 29H153ZM173 27H174V29H173ZM198 27H200L201 28V26H199L198 25ZM206 27V26H205ZM68 28H70V27H68ZM67 28V29H68ZM86 28V27H85ZM130 28V27H129ZM169 28H170V26H169ZM200 28H198V29H200ZM206 28H208V27H206ZM205 28V29H206ZM231 28V27H230ZM229 28V29H230ZM98 29V28H97ZM101 29V28H100ZM111 29V28H110ZM126 29V28H125ZM163 29H162V31H163ZM179 28H177V34L179 33V34H181V32L183 31V28H182V30H178ZM202 30H203V26H202V28H201ZM209 29V28H208ZM231 29H233V28H231ZM77 30H74L75 32L77 31ZM102 30V29H101ZM153 30H155V32L157 33V35H156V33L153 31ZM207 30V29H206ZM205 30V31H206ZM226 30V29H225ZM64 31H65V34H63L64 33ZM63 32H62V34L64 35L63 37V39H65V38H68L67 37V33L69 34L68 36H74L73 35V33H71L73 30H72V28L71 29H69L68 31H70V32H68L67 30H64ZM73 31V32H74ZM87 31V30H86ZM124 31V30H123ZM199 31H201V30H199ZM204 31V30H203ZM203 31H201V32H203ZM93 32H95L94 30L92 31V33H91V36H92V38L94 39V41H95V43L97 44V43H101V41H99V42H96V41H98V40H103L104 41V43H105V45H108V44H110L109 46H111V42L109 41L110 40V36L109 37H107L108 35H109V33H108V35L107 34H105V36L107 37V38H109V39H107L106 37H104V39L101 37H99L98 35H99V33H100V35H101V32H98V37L100 38V39H98L97 40V37H96V34H95V36H93L94 35V33ZM96 32V33H97ZM104 32V31H103ZM106 32V31H105ZM118 32V31H117ZM116 32V33H117ZM167 32H166V34L164 33H162V35L163 36H165V35H168V37H170V36H173L172 34L173 33H169L168 32V34H167ZM173 32H175V31H173ZM249 32V31H248ZM26 33V34H25ZM76 33V34H77ZM84 33H86V32H83L82 34L83 35H85ZM122 33V32H121ZM155 33V34H154ZM160 33V32H159ZM176 33H175V35H176ZM203 33H205V32H203ZM202 33V34H203ZM207 33H208V30H207ZM229 33V34H228ZM61 34V35H62ZM93 34V35H92ZM129 34H131V33H129ZM144 34V33H143ZM169 34H171L170 36H169ZM178 34V35H179ZM183 34H184V32H183ZM226 34V33H225ZM227 34H228V36H230V32L228 31L227 32ZM135 35V34H134ZM185 35V34H184ZM204 35H206V34H204ZM120 36V35H119ZM126 36V35H125ZM142 36V35H141ZM186 36V35H185ZM71 37V38H72ZM82 37V36H81ZM81 37H80V40H81ZM127 37V36H126ZM130 37V36H129ZM143 37V36H142ZM146 37V36H145ZM154 38V39H159L158 41L160 42L161 40V42H160V46H161V44L162 43H164L163 42V40L165 41L167 38H165L164 37V39H162L163 37L160 35L159 37H162L161 38V40H160V38L159 37H157V38ZM61 38H62V36H61ZM71 38H70V40H71ZM79 38V37H78ZM84 38V37H83ZM86 38H90L89 36L87 37H85V40H88V39H86ZM92 38H90V39H92ZM95 38H96V40H95ZM122 38H123V36H122ZM152 38V37H151ZM170 38H172V37H170ZM185 38V37H184ZM183 38V39H184ZM187 38V37H186ZM186 38H185V40H186ZM69 39V38H68ZM73 39V38H72ZM105 39H107V40H105ZM111 39H112V36H111ZM128 39V38H127ZM33 40V41H32ZM39 40V41H38ZM67 40V39H66ZM65 40V41H66ZM74 42H80V41H75V40H77V38L75 39V37H74ZM72 40V41H73ZM79 40V39H78ZM113 40H114V38H113ZM153 40V39H152ZM29 41H31L30 43H29ZM89 41V40H88ZM93 42V45H92V42ZM94 41L93 40H90L89 42H91V44L89 43V46L87 47L88 49H92V48H94V46H95V44H94ZM103 41H102V43H103ZM106 41V42H105ZM107 41H109L110 43H108ZM130 41V40H129ZM154 41V42H153ZM152 42L153 43H155L156 42V40H153ZM172 41L173 40H170V43H172ZM175 41V40H174ZM173 41V44L175 45V42ZM182 41V42H181ZM181 41H179V42H181V43H184L183 42V40H182V38H181ZM188 41V40H187ZM38 42L40 43L39 44V46H37L38 45ZM67 42H68V40H67ZM66 42V43H67ZM85 42H87V41H85ZM117 42H119V41H116L115 43L117 44ZM192 42V41H191ZM190 41L188 42L189 44L191 43ZM196 42H199L198 40L196 41L195 40V42H192L191 43V45L193 46H196L195 48H197V45H198V43H197V45H195L196 44ZM62 44L64 43V42H61ZM70 43V42H69ZM69 43H67V44H69ZM73 43V42H72ZM101 43V44H102ZM106 43H108V44H106ZM115 43H113L112 42V46H113V44L115 45ZM144 43V42H143ZM149 43V42H148ZM158 45H159V43L158 42H156ZM155 43V44H156ZM187 43V42H186ZM193 43H195V44H193ZM204 42H201V44H203ZM25 44H27V43H25ZM25 44H24V46H25ZM66 44V46L64 45V47H67V46H69V45H67ZM77 44V43H76ZM101 44H97V47L99 46V45H101ZM121 44V42H119V45ZM127 44H128V42H127ZM177 44V43H176ZM189 44H187L188 46H189ZM204 44H206V43H204ZM203 44V45H204ZM73 45V44H72ZM86 45H88V43H86L85 44V46ZM90 45H92L91 47H90ZM125 46L124 47H122L123 45H120V47H122V50H123V48H124V51L122 52H120V53H124L125 52V50L128 52V48L130 49V47H129V45H128V48L126 47V44H124ZM180 44L178 43V47H180L179 46ZM208 45V44H207ZM24 46H22V47H20V48H22V49H25L24 48ZM77 46H79L80 47V45L78 44ZM102 46H103V44H102ZM111 46V47H112ZM117 46V45H116ZM115 46V47H116ZM160 46H158L157 48H158V50L160 51ZM172 46V45H171ZM192 46H191V48H192ZM194 46H193V48H194ZM199 46V45H198ZM206 46V45H205ZM242 46V45H241ZM240 46V47H241ZM57 47H59V44H57L55 47H54V49H53V51H55L56 50V48ZM62 47V46H61ZM90 47V48H89ZM97 47L95 46V48L97 49ZM106 47H108V46H106ZM111 47H108V48H110V50H111ZM125 47H126V49H125ZM154 47V46H153ZM156 47V46H155ZM164 48V46H161V48ZM181 47H182V45H181ZM180 47V48H181ZM185 47V45L181 48V49H185V51H186V48H184ZM190 47V46H189ZM189 47H188V49H189ZM199 47H201L202 48V46H199ZM208 47H210V46H208ZM208 47L206 46V48H204V49H208ZM63 48V47H62ZM69 48V47H68ZM67 48V49H68ZM84 48V47H83ZM86 48V47H85ZM85 48H84V50H85ZM99 48H101V50H102V47L101 46H99ZM113 49V51H114V49H116V48H118L119 49V47L117 46L116 48H114V47H112ZM149 48V47H148ZM152 48V47H151ZM162 48V49H163ZM170 48L171 47H169V49L168 50H170ZM179 48V49H180ZM192 48V50L194 51V52H196L197 51V49L195 50V48L193 49ZM200 48V49H201ZM241 48H243V46L241 47ZM250 48V47H249ZM28 49H29V47H28ZM32 49V48H31ZM59 49L61 50V48L59 47ZM82 49V48H81ZM90 49V50H91ZM165 49V48H164ZM178 49V50H179ZM199 49V48H198ZM247 49V48H246ZM19 50H21V49H19ZM58 50V49H57ZM87 50V49H86ZM100 49H99V51L102 53L103 51H104V48H103V51H101ZM106 50H107V48H105V51H104V54H105V52H106ZM109 50V49H108ZM108 50H107V52H108ZM111 50V51H112ZM117 50V49H116ZM115 50V52H117ZM132 50L133 49H130V51L132 52ZM141 50V49H140ZM168 50H166L165 52L162 50V52H164V53H166ZM178 50H176L175 49V52H172V51H174V50H170L172 53H176V51L178 52ZM191 50V49H190ZM190 50H188V52L190 51ZM202 50V49H201ZM243 50H245V49H243ZM23 50H21V51H19V53L20 52H22ZM25 51V50H24ZM52 51V52H53ZM82 51H83V49H82ZM93 51V49L91 50V52ZM119 51V50H118ZM129 51V53L131 54V52ZM180 51V50H179ZM182 51H184V50H182ZM18 52V51H17ZM28 51H26V53H27ZM30 52L32 53L33 52V54H34V49L33 50H30ZM56 52V51H55ZM61 52V51H60ZM64 52V51H63ZM66 52H69L68 50L66 51ZM65 52V53H66ZM96 52V51H95ZM110 52V51H109ZM109 52L108 53H106V54H109ZM125 53V54H128V53ZM161 52V51H160ZM159 52V53H160ZM162 52H161V54H162ZM187 52V51H186ZM185 52V53H186ZM191 53L190 55L191 56H187L188 58L189 57H193V55L192 54H196L197 55V53ZM26 53H24V55L26 54ZM65 53H64V56L62 55V58L61 59H64L66 56H65ZM70 53V52H69ZM68 53V54H69ZM81 53V51L78 53V54H80ZM82 53H84L83 55L81 54V55H78V56H80L81 58H78L79 60H77V58H76V62H74L73 63V65L71 66V67H64L63 65H67L68 63H64V64H62L59 68H57V66H56V68L54 67V66H52V68H51V70L53 71L54 69H55V71L51 74V75H54L53 77H45L43 74H47L48 75V72L47 71H49L50 69H46V72L47 73H42L41 72V70H40V68H42L43 67V62H42V67H40L39 68V70H40V73H39V70H37V72H31V77H28V78H26V79H23L22 77V79L23 80H19V81H16V83L17 82H20L18 85L17 84H13L12 83V86H10V87H8V86H5L6 88H4V89H0V181L2 182V184L4 185V188H8L9 189V191H10V196H9V207H7L9 210H13L14 212H15V214H14V216H15V218L16 219H18L19 218V220L21 219V220H23V222L25 223V225H26V230H27V232L29 233V239H28V242L26 243V245H25V247H24V249L23 250H20V251H15L14 250V252H10V253H8L6 256H4V258L2 259L3 261H1V259H0V264H44V260H43V253H44V250H45V247H46V244H45V238H43V237H41V233H40V228H39V225H40V223H39V219H41V216L43 217L44 216V214L46 213L45 211H43V200H44V197H40L41 199H42V201H40V199H38L40 202H38V200H37V196L39 195L38 193V190H39V182L38 181H40V180H42V178L43 177H45V175H44V173L46 172L45 171V165H44V157H43V155L45 154V152H42V151H39V147H40V144H43V143H41V140H42V138L44 139V140H42V141H47V139H49L48 138V136H50V135H55V136H57L59 139H60V137H63V136H66L67 134H68V130L66 131V129H67V127H65L66 125H68V124H66V123H69V121L70 122H74V121H71V118H73L74 116H72V112H73V114H74V111H72V107L73 106H77V110H75V114H76V112H78L79 110L80 111H82V110H84L83 112H82V115H81V113L79 114V116L81 117V116H87L88 118H89V116L88 115H90L92 112H91V110H92V105H94V108H97V104H98V102H99V100L100 99H102V98H95L96 100V102H97V104L95 103L94 104V102H93V104H92V99H91V97L94 99V95H93V93L92 94H90L89 93V95H88V98H87V94H86V98L87 99H91V100H89V101H87V107H86V105L84 104L85 102H86V100H85V102L82 104V102L84 101L83 100V97H84V93H85V90H84V88L85 87H83V85H84V83L83 82H81V81H83V79L81 80L80 78H78V79H74V76L73 75H77L78 73L80 74V73H82V72H80V71H82V70H84V71H86V70H88L86 67V70L85 69H82V70H80V68H82V65H84V64H86V66H88V65H92V59H93V56L91 55V53H90V51L88 50V51H84V52H82ZM90 53V54H89ZM136 55H137V53L136 52H134ZM134 53H132L133 55H134ZM158 53V55L160 56V54ZM163 53V55H165ZM182 53H184V52H182ZM184 53V54H185ZM21 54V53H20ZM67 54V55H68ZM98 55V56H103V57H101V60H103L102 58H104L105 57V55L104 54H101L100 55V53H95V55ZM111 54H112V56L113 55H115V54H117V53H115V54H113V52H111ZM122 54H117V55H119V56H121ZM125 54H123V57H124V59H125ZM171 53H169V60L171 59V58H173V57H171L172 55H170ZM177 54V53H176ZM176 54H175V56H176ZM180 54H181V52H180ZM180 54H178V55H180ZM17 54H15L14 56H16ZM23 55V56H24ZM43 55V54H42ZM52 55V54H51ZM54 55V54H53ZM57 55V54H56ZM56 55H54L53 57H55ZM58 55H60V53L58 54ZM57 55V56H58ZM69 55H72L71 53L69 54ZM74 55V54H73ZM116 55V56H117ZM135 55V59L133 60V59H131V61H132V63L134 62V63H138V61L137 62H135V60H137V59H139V58H137V56ZM178 55L176 56V57H178ZM181 55H183V54H181ZM180 55V56H181ZM186 55H189V54H186ZM186 55H184V56H186ZM199 55V54H198ZM13 56V57H14ZM18 56H19V54H18ZM38 56V57H37ZM57 56L55 57L56 59H57ZM97 56V57H98ZM107 56V55H106ZM108 56H111L110 54L108 55ZM146 56V55H145ZM144 56V57H145ZM162 56V55H161ZM160 56V57H161ZM179 56V57H180ZM25 57V56H24ZM64 57V58H63ZM69 57V56H68ZM67 57V58H68ZM74 57V56H73ZM75 57H77L76 55H75ZM96 57V59H98ZM113 57H115V56H113ZM122 56L121 57H118L119 59L121 58V64H124L123 66H125V64H126V62L124 63V61L122 62V58H123ZM129 57V55H127V57H126V59ZM132 57V58H133ZM171 57V58H170ZM175 57V58H176ZM181 57H183V56H181ZM181 57H180V59H181ZM100 58V57H99ZM108 58H110V57H108ZM107 58V59H108ZM116 58V57H115ZM143 59V56L142 57H140V59L139 60H141V61H146V63L144 62V64H146V66H150V64H152L154 61H155V64H156V62L158 61V59L157 58H159V57H157L156 59H157V61L156 60H154V59H149V60H146L148 57H146V58H144L145 60H142ZM163 58V57H162ZM161 58V59H162ZM165 58V57H164ZM167 58V57H166ZM186 58V57H185ZM35 59V60H34ZM48 59V58H47ZM46 59V60H47ZM52 59V58H51ZM50 59V60H51ZM59 59V58H58ZM73 59V58H72ZM71 59V60H72ZM107 59H104V61L105 62H108V60ZM119 59H117L116 58V60L118 61ZM123 59V60H124ZM126 59H125V61H126ZM130 59L128 58V61H130ZM160 59V58H159ZM161 59L159 60V61H161ZM176 59H179V58H176ZM183 60H184V57L182 58ZM190 59V58H189ZM54 60V59H53ZM53 60H51V61H53ZM95 60V59H94ZM107 60V61H106ZM110 60V59H109ZM111 60H112V58H111ZM110 60V61H111ZM114 60V59H113ZM166 60H168V59H166ZM165 60V62H170V63H168V66L170 65V66H172L173 64H171V62L172 61H174V62H176V61H178V60H171V61H166ZM204 60V59H203ZM202 60V57H201V60H199V61H203ZM48 61V60H47ZM55 61V60H54ZM53 61V62H54ZM59 61V60H58ZM63 61V60H62ZM61 61V62H62ZM74 61H75V58H74ZM100 61V60H99ZM127 61V62H128ZM141 61H140V64L141 65H143V62L141 63ZM180 61V60H179ZM178 61V63L179 64H177L178 66V71H179V68L182 66V65H184V64H182V65H180V62ZM186 61H188V60H186ZM191 61H195L194 63L193 62H191ZM190 62H188V63H190V64H188L189 66L191 65H194L196 62H197V60H191ZM8 62H10V61H8ZM53 62H52V64H53ZM56 62V61H55ZM55 62H54V64H55ZM68 62V61H67ZM73 62V61H72ZM98 62V61H97ZM97 62H93V63H97ZM115 62V63H114ZM120 62V61H119ZM204 62V61H203ZM203 62H199L200 64L201 63H203ZM49 65L51 66L52 64H51V62L49 61ZM110 63H114V65H116V64H118V63H116V61L114 60V61H111ZM128 63H130V62H128ZM127 63V64H128ZM186 63V62H185ZM193 63V64H192ZM206 62H204V64H205ZM53 64V65H54ZM57 65H58V63H56ZM70 64H72V63H70ZM99 64H101V62H98V65ZM105 64H107V63H105ZM135 64V65H136ZM139 63L137 64V65H139V67L141 66ZM154 63L152 64V65H155ZM185 65L186 67L184 68L183 67V69H185V71H187V70H189V66L188 65ZM44 65H48V64H44ZM48 65V66H49ZM103 65H104V62H103ZM108 65H110V66H108ZM113 65V64H112ZM113 65V66H114ZM129 65V64H128ZM135 65H132L131 66V64H130V66H129V68L131 69L132 67H133V69L135 68V70H136V66ZM157 65H158V63H157ZM201 65H203V64H201ZM206 65V64H205ZM4 66V65H3ZM7 66V65H6ZM102 66V65H101ZM106 66H108L109 68L111 67V64H109V62H108V64L106 65ZM118 67H119V65H117ZM121 67H123L122 65H120ZM127 66V65H126ZM187 66H188V68H187ZM195 66V65H194ZM194 66H192V67H194ZM207 66V65H206ZM17 67V68H16ZM44 67H47V66H44ZM44 67H43V69H42V71L44 70V72H45V69H44ZM84 67V66H83ZM108 67H106V68H108ZM115 67V66H114ZM138 67V66H137ZM142 67V66H141ZM163 67H166V66H163ZM192 67H190V69L192 68ZM201 67V66H200ZM14 68H12V69H14ZM48 68V67H47ZM79 68V69H78ZM108 68V69H109ZM117 68V67H116ZM116 68H115V70H116ZM125 68V67H124ZM129 68H127L128 70H129ZM144 68V66L142 67V69ZM171 68L172 67H170V69L169 68H167V69H169V71L171 70ZM187 68V69H186ZM202 68V67H201ZM248 68V67H247ZM254 68H255V66H254ZM96 69V68H95ZM101 69V68H100ZM114 69V68H113ZM121 69V68H120ZM123 69V68H122ZM126 68H125V70H127ZM132 69V70H133ZM138 69V68H137ZM138 69V71L139 70H141V71H144L143 73H141L140 71V73L139 72H137V73H139L138 75H141V74H143V75H145V76H143V79H144V77H147L148 75H149V77L150 78H152L151 77V74H153L154 76H155V78H158V76L159 75H157V73L155 72V70H152L153 72L152 73H150V72H148V73H146L145 71L147 70V67H145V69ZM182 69V70H183ZM194 69L196 70V69H198V70H200V68L199 67H194ZM194 69H192V70H194ZM203 69V68H202ZM4 70V69H3ZM34 70V69H33ZM78 70H80L79 72H78ZM105 70H107V69H105ZM110 71H111V69H109ZM108 70V73L110 72ZM114 70V71H115ZM117 70L118 71H120L119 70V68H117ZM132 70H131V72H132ZM173 70H174V68H173ZM194 70V72L196 73V74H193V71H191V70H189V71H191L192 72V74L193 75H198V74H200V75H198V76H196V77H200L201 75H202V73H200V72H202L203 71V73L204 74H206L205 76H207V79H208V75H210V73H208V75H207V72H206V70H205V72H204V70H200V72L199 71H195ZM31 71V70H30ZM98 71V70H97ZM113 71V72H114ZM118 71H116V73L115 74H111V73H109V75L111 76H109V77H107L106 75H104V77L103 78H105V77H107V79L109 78V80H112V79H114L113 77H117L116 75L117 74H119V76L121 77L122 75H120V74H122V72L123 71H121V72H119L118 73ZM175 71L177 72V69H176V67H175ZM175 71H173V72H170V73H172L171 75L174 77V72ZM185 71L183 72V71H181V68H180V72L182 73L183 72V74H182V76L185 74V77H187V75H186V73H185ZM51 72V71H50ZM88 72V71H87ZM86 72V73H87ZM90 72V71H89ZM91 72H93V70H91ZM96 72V71H95ZM99 72V71H98ZM128 72V71H127ZM130 72V71H129ZM136 72V71H135ZM134 72V73H135ZM175 72V73H176ZM27 73H29L30 74V72H27ZM36 73V74H35ZM84 74H86L85 72H83ZM103 73V72H102ZM124 73H125V71H124ZM133 73V75H136L137 73H135L134 74ZM179 72H177L176 73V76L178 75V78L180 77V74H178ZM189 72L187 71V74H188ZM28 74V75H29ZM78 74V76L77 77H80V75ZM91 74V73H90ZM96 74V73H95ZM104 74V73H103ZM127 74V76H131V77H135V76H133V75H128V74H130V73H126ZM132 74V73H131ZM192 74H190V75H192ZM27 75V76H28ZM92 75V74H91ZM102 75V74H101ZM137 75V76H138ZM170 75V76H171ZM189 75V74H188ZM192 75V76H193ZM212 75V74H211ZM211 75H210V81H211V78H212V81L213 80H216V78H217V76L219 77V75H215L214 74V76H212L211 77ZM25 77H26V75H24ZM30 76V75H29ZM88 76H89V74H88ZM97 75H95V77H96ZM113 76V77H112ZM175 76V78H177ZM215 76H216V78H215ZM258 76V75H257ZM76 77V78H77ZM82 77V76H81ZM84 77H85V75H84ZM94 77V78H95ZM101 77V76H100ZM123 77H126V76H124L123 75ZM138 77H140V78H142V75L141 76H138ZM138 77H135V81H134V79L133 78H131L130 80H132V84H134V82H136L134 85H136L137 84V82H139V81H141V80H139L138 79ZM149 77H147L148 79H149ZM173 77H170V79L172 78L173 79ZM184 77V80H185V82L184 83H186L187 82V80L189 81V80H193V81H195V82H198V81H196V79L197 78H192L191 79V76H190V78L189 77H187V78H185ZM201 77H202V79H201ZM199 79H201L200 81H202V80H206V78H203L204 77V75H202ZM214 77V78H213ZM88 78V77H87ZM102 78V79H103ZM112 78V79H111ZM127 78V77H126ZM125 78V79H126ZM130 78V77H129ZM177 78V79H178ZM220 78V77H219ZM96 79V78H95ZM98 79V78H97ZM106 79V78H105ZM106 79V80H107ZM116 79V78H115ZM115 79L114 80H112V81H115ZM125 79H123L122 78V80H123V82L124 81H126ZM136 79H138L137 81H136ZM148 79H146L145 78V80H148ZM181 79V78H180ZM187 79V80H186ZM218 79V78H217ZM87 80V79H86ZM89 80V79H88ZM105 80V81H106ZM119 80H121L120 78H119ZM174 80V79H173ZM182 80H183V78H182ZM181 80V81H182ZM219 80L220 79H218V81L216 82L215 81V84H217V83H219V84H217L216 86H218V87H220L221 85L220 84H222V80H221V83L219 82ZM224 80V79H223ZM230 80V79H229ZM93 81V80H92ZM118 81V80H117ZM116 81V83L117 84H112V83H109L108 85L110 86V85H114L113 87L114 88H116V85L117 86H120V85H118V82ZM134 81V82H133ZM149 81L150 82H148V83H150V85H152L151 84V80L149 79ZM156 81H158V80H156ZM170 81V80H169ZM169 81H167V82H169ZM193 81H191V83H192V85H193ZM199 81V82H200ZM209 81V82H210ZM122 81L121 82H119V84L120 83H123ZM174 82H176V81H174ZM179 82V81H178ZM173 83V86H172V89H173V87L176 85V84H179V83ZM190 82V81H189ZM198 82V83H199ZM206 82H207V80H206ZM205 82V83H206ZM87 83V82H86ZM93 83H95V82H93ZM114 83V82H113ZM128 83L129 82H125L124 84H123V86L121 85L120 87H124V86H126L125 84H127L128 85ZM142 82H139V84H141ZM146 83V82H145ZM145 83H143V87L144 86H147V84L145 85ZM184 83H182L181 82V84L183 85ZM198 83H194L195 85H196V89H203V87H202V85L203 86H205L204 84H199V85H201V88L200 87H198L197 85H198ZM226 83V82H225ZM224 82H223V87L226 85ZM11 84V83H10ZM9 84V85H10ZM91 84V83H90ZM104 84V83H103ZM155 86H156V83H153ZM164 84V83H163ZM162 84V85H163ZM171 84H172V82H171ZM210 84H211V82H210ZM209 84V85H210ZM213 84H214V81H213ZM15 85V86H14ZM87 85V84H86ZM92 85V84H91ZM101 85V84H100ZM107 85V86H108ZM130 85V84H129ZM142 85V84H141ZM141 85H140V87H141ZM154 85H152V86H154ZM182 85H181V87H182ZM188 85V84H187ZM191 84H189V86H190ZM190 86V88L192 89V87H194V86ZM208 85V84H207ZM206 85V87H204V90H201V91H205L206 90V88L209 86H207ZM212 85V84H211ZM264 85V84H263ZM262 84H261V86H263ZM85 86V85H84ZM102 86V85H101ZM154 86V87H155ZM177 86V85H176ZM216 86H214L213 88H214V90L213 89H211L212 88V86L209 88V89H207L208 90V93H209V90H212V91H215L216 90ZM227 86V85H226ZM229 86H230V83H229ZM260 86V87H261ZM127 87H129V86H127ZM127 87H124V88H127ZM137 88H138V85L136 86ZM139 87V88H140ZM148 87H149V85H148ZM151 87V86H150ZM149 87V88H150ZM154 87H152V88H154ZM178 87V86H177ZM180 86H179V88H181ZM255 87H257V86H255ZM94 88V87H93ZM102 88V87H101ZM124 88H121L120 90H121V92H122V95H123V93H126L125 91L126 90H124ZM134 88H135V86H134ZM136 88V89H137ZM195 88V87H194ZM193 88V89H194ZM89 89H90V87H89ZM107 90H109L110 91V89H111V86H110V88H106ZM106 89H103V93H104V90H106ZM122 89H123V91H122ZM132 89V88H131ZM182 89V88H181ZM195 89V90H196ZM259 90H257V92H264L262 89V87H261V89L260 88H258ZM112 90V89H111ZM119 90V91H120ZM145 91L146 90H148V89H146V87H145V89H144ZM176 90V89H175ZM175 90H174V93H176L175 92ZM178 91H180L179 89H177ZM255 90H256V88H255ZM84 91V92H83ZM101 91V90H100ZM113 91V90H112ZM111 91V92H112ZM117 91V92H116ZM144 91V92H145ZM182 91V90H181ZM200 91V92H201ZM94 92V91H93ZM98 92V91H97ZM118 93V89L117 90H115V91H113L112 93H111V95H113V94H115V93ZM196 93H197V91H195ZM194 92V94H196ZM207 92V91H206ZM216 92V93H215ZM214 93L213 92H211L212 94H214V96L217 94V92H218V88H217V90L215 91ZM95 93V92H94ZM100 93V92H99ZM98 93V94H99ZM106 93H109L110 94V92H107V91H105V94ZM207 93V95L209 96L210 95V93L208 94ZM219 93H220V91H219ZM219 93L216 95L217 97L219 96ZM101 95H103L102 93H100ZM109 94L107 95L108 97H111L112 98V96H109ZM119 95H120V92L118 93ZM117 94V95H118ZM170 95H169V97H167L168 99H166V97H158L159 98V100L160 99H162V98H164V100H169V98H170V96H172L173 94L172 93H169ZM172 94V95H171ZM211 94V95H212ZM260 94V93H259ZM262 94V93H261ZM100 95V97H103V96H101ZM125 95V94H124ZM211 95L209 96V97H211ZM263 95V94H262ZM262 95H260L261 96V98L263 97V99H264V96H262ZM115 96L116 95H114V97H113V99L115 98ZM196 96V95H195ZM207 96V98L210 100L211 98H209ZM214 96L212 95V97L214 98ZM216 96H215V99H214V101H217V99L218 98H216ZM106 96H104V98H105ZM119 97V98H118ZM117 98L118 99H120V98H122V97H120V96H118ZM174 97H175V95H174ZM103 98V99H104ZM109 99V98H107V100L106 99H104L102 102H105L106 104H105V106L107 105V102H111V100L112 99ZM124 98V97H123ZM156 99L157 98H154V102L153 103H155L156 102ZM179 99V98H178ZM196 99H198V96H196ZM122 99H120V101H121ZM146 100V99H145ZM151 100V99H150ZM153 100V99H152ZM158 99H157V102L155 103V105H154V108H155V106H156V104L158 103V101H159ZM163 99L161 100V102H167L168 103V101H164ZM172 100H174L173 99V97H171V101ZM118 101V100H117ZM170 100H169V102H171ZM198 102H199V100H197ZM213 101V100H212ZM213 101V102H214ZM101 102V103H102ZM109 102V103H110ZM113 102H114V100H113ZM112 102V103H113ZM119 102V101H118ZM117 102V103H118ZM146 101H144V103H145ZM152 102V101H151ZM151 102H149V103H147L146 102V105L147 106H149L150 108H151V106H150V103ZM160 101H159V104H161L162 105V103H161ZM174 102V101H173ZM217 102H219V101H217ZM101 103L99 104L100 105V107H101ZM108 103V104H109ZM199 103H201V102H199ZM111 104V103H110ZM149 104V105H148ZM165 104V103H164ZM163 104V105H164ZM170 104V103H169ZM169 104H165L166 105V107H167V105H169ZM173 103L171 102V104L170 105H172ZM204 104V103H203ZM82 105V106H81ZM98 105V106H99ZM118 105V104H117ZM152 105V106H153ZM161 105H157V107H159V106H161ZM164 105V106H165ZM96 106V107H95ZM104 106V107H105ZM174 106H176L175 105V103H174V105L172 106V107H174ZM107 107H108V105H107ZM115 107L117 108V106H114V108L112 107V109H115ZM144 107H145V105H144ZM157 107L154 109V108H151L152 109V111H149L150 109L148 108H146L147 109V111L148 112H151L152 114H153V110H156L157 109ZM178 107V106H177ZM197 107H199V105H197ZM200 107H202V104L200 105ZM199 107V108H200ZM205 107L207 108L208 106L206 105V103H205ZM203 108H204V106H203ZM203 108H201L202 110H200V113H201V111L204 113V109ZM205 108V110H207ZM209 108V107H208ZM106 110H108L107 108H105ZM109 109H110V107H109ZM160 110H162L161 109V107L159 108ZM159 109L157 110V111H159ZM177 109V108H176ZM252 109H254V108H252ZM99 110V109H98ZM103 110H104V108H103ZM168 110V109H167ZM170 110H171V107H170ZM178 110V109H177ZM94 111H95V109H94ZM105 111V110H104ZM115 110H112L111 111V114H112V112H114ZM176 111V110H175ZM197 111H198V109H197ZM258 111V110H257ZM97 112V111H96ZM103 112V111H102ZM118 112V111H117ZM117 112H115V113H117ZM162 112V111H161ZM165 112V111H164ZM199 112V111H198ZM222 112H223V110H222ZM251 112H253L252 110H251ZM255 112V111H254ZM114 113V114H115ZM158 113H160V112H158ZM200 113H197L198 115H200ZM213 113V111H211V110H207V111H205V118H206V116H207V118L205 119V120H202V122L203 121H206L205 123L207 124V126H208V128L210 127V124L211 125H213V127H215L216 125H218V124H220L221 125V127H227V129L230 131V129L231 130H233V127L235 126V121L234 120H236V119H234V117H233V119L234 120H232L231 118H232V116H231V118H228L227 120L225 119V118H227L228 116H227V114L225 113V117H223V115L221 114V113H217V112H214L215 113V116L212 114ZM233 114H234V112H232ZM93 114V113H92ZM92 114H91V116H92ZM96 114V113H95ZM101 115L102 114H104V112L103 113H100ZM155 114L157 115V112L155 111ZM155 114H153L154 116H155ZM163 114V113H162ZM162 114H161V116H162ZM204 114H202L201 113V115H204ZM228 114H229V112H228ZM251 114V113H250ZM250 114H248V115H250ZM253 114V113H252ZM100 115V117H102ZM148 115H149V118H150V116L152 117L153 115H150V113H148ZM248 115H247V118L246 119H248ZM258 115V117L260 118V113L259 114H257ZM260 115V116H259ZM112 116V115H111ZM154 116H153V118H154ZM235 116H238L236 113H235ZM78 119H79V117H78V115L76 116ZM99 117V120L101 119ZM113 117V116H112ZM148 117V116H147ZM159 117V116H158ZM202 117V116H201ZM244 117H246V116H244ZM244 117H241V118H244ZM257 117V119H258V121H257V119L255 120L254 118H253V120H255L254 122H255V126H257V124L258 125H262V123L261 122H259L260 120L262 121V117H261V119L259 120V118ZM76 118V119H77ZM83 118V117H82ZM115 118V117H114ZM156 118H157V116H156ZM155 118V120H158L159 121V119H160V117L159 118H157L156 119ZM203 118V117H202ZM249 118H251V116H249ZM74 119V118H73ZM94 119V118H93ZM92 119V120H93ZM103 119V118H102ZM107 119H108V117H107ZM110 119H111V117H110ZM116 119V118H115ZM230 119V120H229ZM75 120V119H74ZM83 120H85V118L83 119ZM83 120H79V121H83ZM91 120V121H92ZM99 120L97 121V122H99ZM104 120H106V118L104 119ZM148 120H150V119H148ZM242 119H240V121H241ZM244 120H245V118H244ZM85 121H87V118H86V120ZM89 121V120H88ZM91 121H90V124H91ZM107 121V120H106ZM201 121V120H200ZM234 121V122H233ZM76 122V121H75ZM84 122V121H83ZM103 122V121H102ZM102 122H99V124L100 123H102ZM113 122V121H112ZM149 122H151V124L150 125H154V127H155V122L157 123V121H155L154 122V124H152L153 122L150 120ZM237 122V121H236ZM85 123H87V122H85ZM93 124H92V126L93 125H95L94 124V122H92ZM96 123V122H95ZM164 123H165V121H164ZM260 123V124H259ZM41 125L42 126V134H44L43 136L40 134V136L38 135V134H36L35 132V126H38V125ZM76 124V123H75ZM90 124H89V126H90ZM96 124H98V123H96ZM158 124V123H157ZM157 124H156V126H157ZM161 124H163V123H161ZM205 124V125H206ZM86 126L88 127V125L86 124ZM98 126V125H97ZM206 126V127H207ZM96 127V126H95ZM100 127V126H99ZM101 127H102V125H101ZM164 127V126H163ZM257 127H259V126H257ZM36 128H38V127H36ZM85 128V127H84ZM90 128H92V127H90ZM97 128V127H96ZM96 128H94V129H96ZM150 128H152V127H150ZM260 128V127H259ZM69 129V128H68ZM72 130V129H71ZM73 130H74V128H73ZM72 130V131H73ZM90 130V129H89ZM98 130H100V129H96L95 131H98ZM108 130V128L105 130V131H107ZM65 131L67 132V133H65ZM86 131V130H85ZM92 131H94V130H92ZM91 131V132H92ZM94 131V134H96V132ZM103 131V130H102ZM104 131V132H105ZM259 131H260V129H259ZM99 132V131H98ZM103 132V133H104ZM231 132V131H230ZM72 132H70V130H69V134H71ZM93 133V132H92ZM110 133V132H109ZM109 133H106L107 135V137H108V134ZM262 132H260V142H262V139H261V137H262V135L264 134V133H262ZM75 134V133H74ZM111 134V133H110ZM98 135V134H97ZM101 135H103V134H101ZM94 136V135H93ZM112 135H110V137H111ZM98 137H100V136H97V139H99ZM104 137V136H103ZM88 138V137H87ZM101 138H102V136H101ZM109 138V137H108ZM107 138V139H108ZM263 138V137H262ZM104 139V138H103ZM106 139V138H105ZM104 139V140H105ZM111 139V138H110ZM264 139V138H263ZM109 140V139H108ZM107 140V141H108ZM112 140H114V138L112 139ZM91 141V140H90ZM100 141L102 142V139L100 140L99 139V143H100ZM111 141V140H110ZM264 141V140H263ZM78 142V141H77ZM46 143V142H45ZM44 143V145H46ZM98 143V142H97ZM99 143L97 144V145H99ZM263 143V142H262ZM62 144V143H61ZM102 144H104V143H102ZM101 145V144H100ZM260 145H261V143H260ZM61 146V145H60ZM81 146V145H80ZM102 146V145H101ZM262 146V145H261ZM47 147V149H48V147L49 146H46ZM62 147V146H61ZM60 147V148H61ZM103 147H105L104 145H103ZM102 147V148H103ZM42 148V147H41ZM44 149H45V147H43ZM76 148V147H75ZM261 148V147H260ZM263 148V147H262ZM261 148V149H262ZM47 149H45V151H47L46 153H48V151H49V149L47 150ZM59 149V148H58ZM74 149V148H73ZM264 149V148H263ZM108 150V149H107ZM107 150H105V151H107ZM102 151V150H101ZM259 152V151H258ZM50 153V152H49ZM67 153V152H66ZM74 153V152H73ZM76 153V152H75ZM79 153V152H78ZM106 153V152H105ZM56 154V153H55ZM54 154V155H55ZM80 154V153H79ZM84 154H86V153H84ZM95 155L94 156H97L96 155V153H94ZM101 154V153H100ZM99 154V155H100ZM103 154V153H102ZM67 155V154H66ZM81 155V154H80ZM92 155V154H91ZM260 155V154H259ZM50 156V155H49ZM103 156H104V154H103ZM112 156V155H111ZM47 157H48V155H47ZM59 157V156H58ZM67 157V156H66ZM65 157V158H66ZM74 156H72V158H73ZM261 157V156H260ZM53 158V157H52ZM83 158H84V156H83ZM93 158V157H92ZM97 158H99V159H101L102 157H97ZM97 158H95V159H97ZM264 158V157H263ZM60 159V158H59ZM94 159V158H93ZM92 159V160H93ZM104 159V157L101 159V160H99L98 161V165L100 164V166H101V164H102V160ZM61 160H62V158H61ZM65 160V159H64ZM77 160H78V158H77ZM91 160V161H92ZM98 160V159H97ZM110 160V159H109ZM58 161V160H57ZM55 162V161H54ZM75 162H77V161H75ZM99 162H101V163H99ZM124 162V161H123ZM52 163V162H51ZM65 163V162H64ZM93 163V162H92ZM91 163V164H92ZM97 163V162H96ZM104 163V162H103ZM106 163V162H105ZM108 163H110V162H108ZM108 163H106V165H110V164H108ZM115 163V162H114ZM126 163V162H125ZM262 164V163H261ZM90 165V164H89ZM93 165V164H92ZM97 165V164H96ZM105 164H104V166L102 165V167H104L105 169H107L108 167L106 166ZM62 166V165H61ZM66 166V165H65ZM107 168H106V167ZM262 166V168H263V166H264V164L263 165H261ZM94 167V166H93ZM99 167V166H98ZM56 168V167H55ZM55 168H53V169H55ZM89 168V167H88ZM95 168L96 167H94V170H95ZM258 168V167H257ZM257 168H256V170H257ZM261 167H259L258 168V173H256V174H262V173H260V171H259V169H260ZM261 168V169H262ZM47 169V168H46ZM86 169V168H85ZM84 169V170H85ZM111 169V168H110ZM254 169H255V167H254ZM260 169V170H261ZM99 170H101L102 171V168H100ZM98 170V172H101V171H99ZM129 170V169H128ZM61 171V170H60ZM90 171V170H89ZM96 171V170H95ZM106 171V170H105ZM249 171V170H248ZM247 171V174H249V173H251V172H248ZM250 171H251V169H250ZM253 171V170H252ZM49 172V171H48ZM47 172V173H48ZM98 172H96V173H98ZM110 172V171H109ZM130 172V171H129ZM128 171H127V174L129 173ZM256 172V171H255ZM261 172H262V170H261ZM83 173V172H82ZM113 172H111V174H112ZM102 174H103V177H104V173L102 172ZM107 174H108V172H107ZM106 173H105V177H106V175H107ZM111 174H109V175H111ZM126 173H125V175H127ZM130 174V173H129ZM252 174V173H251ZM255 173L253 172V174L252 175H254ZM255 174V175H256ZM94 175H96V174H94ZM100 175H101V173H100ZM108 175V176H109ZM113 175V174H112ZM121 175V174H120ZM125 175H123V177H121V178H123V180H124V177H126ZM131 175V174H130ZM130 175H127L128 177H130L131 179H132V177L130 176ZM253 176V177H256V180L258 179V177H257V175L256 176ZM47 176V175H46ZM251 176V175H250ZM264 176V175H263ZM83 177V176H82ZM96 177V176H95ZM99 177V176H98ZM97 177V178H98ZM104 177V178H105ZM252 176H251V178H253ZM260 177H262V175L260 176ZM259 177V178H260ZM109 178H111V177H109ZM109 178L108 179H106V181L107 182H109L108 180H109ZM121 178H119L120 180H121ZM127 178V177H126ZM47 179V178H46ZM56 179V178H55ZM96 179V178H95ZM98 179H100L101 180V177L100 178H98ZM128 179V181L130 182V179L129 178H127ZM246 179V178H245ZM263 179V178H262ZM58 180V179H57ZM102 180H104L105 181V179H102ZM101 180V181H102ZM123 180H121V183H122V181ZM264 180V179H263ZM51 181V180H50ZM104 181H102V184L104 183ZM127 181V180H126ZM127 181V182H128ZM259 181H262V180H259ZM99 182V181H98ZM127 182H125V181H123V184L125 183V185H126V183ZM247 182V181H246ZM252 182V181H251ZM41 183V182H40ZM134 183V180H133V182H132V184ZM257 183V182H256ZM99 184V183H98ZM101 184V183H100ZM101 184V185H102ZM106 184V183H105ZM129 184V183H128ZM41 186V185H40ZM105 186V185H104ZM127 186V185H126ZM126 186H124L125 188H126ZM129 186V185H128ZM237 187V186H236ZM84 188V186L82 187V189ZM86 188V187H85ZM122 188H123V186H122ZM124 190H126V189H124ZM140 195H139V197L137 196V200L135 199V198H133V200L136 202V206H135V210H133L132 212H131V215L127 218V220H125V222H123L122 224H120L119 226V228L115 231V232H112V234H110V233H108L107 234V236H104L103 237V241H101L102 243H104L105 245H107V243H108V245L106 246V248L105 249H109V251H111L112 250V252H113V250L114 249H117L118 247H121V246H123L124 244H125V242H126V240L128 239H131V237H132V235H135V233H136V235L135 236H137V232H139L140 233V231H142V230H140L142 227V225L143 224H145V221L143 220V217H144V214H146V213H144V211H143V207H144V203H145V201L147 202V194H145V192H146V188H145V186H143V187H141L140 189ZM225 190L227 191V187L225 186ZM43 191V190H42ZM0 193H2L1 191H0ZM41 194L42 193H40V196H41ZM264 191H260V190H258V191H251L250 192V199L254 202V203H257L260 207H264ZM1 198V197H0ZM210 198V197H209ZM125 199V198H124ZM74 199H72V201H73ZM45 202H47L46 201V199H45ZM128 202V201H127ZM58 203V202H57ZM74 203H76V202H74ZM70 204V203H69ZM146 204V203H145ZM58 205V204H57ZM45 206V205H44ZM72 206V205H71ZM37 207V208H36ZM48 207H49V205H48ZM69 207V206H68ZM258 208V207H257ZM38 209V210H37ZM44 209H45V207H44ZM63 209V208H62ZM259 210H261V208H258ZM47 210H49V209H47ZM46 210V211H47ZM12 211V212H13ZM70 211V210H69ZM6 212H7V210H6ZM12 212H11V214L10 215H12ZM8 213V212H7ZM64 214V213H63ZM71 216V215H70ZM79 217V216H78ZM74 218V217H73ZM43 219V218H42ZM53 219V218H52ZM71 219V218H70ZM79 219H80V217H79ZM144 219H145V217H144ZM50 220V219H49ZM121 220V219H120ZM211 220V219H210ZM210 220H208L209 221V223H210V226L211 227H209V226H207V224L206 225H204V223L203 222H200V224L199 225H201V223H203V225H204V228L207 226V227H209V229L211 228V229H213V231H212V233L214 232V235L213 234H211V235H213L211 238H213V239H211V240H214V242H212L213 244H211V242L210 243H208L209 241H208V239L206 238H204L203 240H204V242H205V240H207L206 241V243L208 244V245H206L205 244V246H203V244H201V242L199 241V239H201V238H198V236H196L195 237V239L196 238H198V240H197V242L198 243H200L201 244V246L203 247V250H204V254H209L210 256H212V257H210L211 258V260H212V258H215L217 255H219L220 254V250H221V252L222 251H224V253H225V251H226V253L227 254H230L231 252V256H232V258H233V260H234V262L235 263H233L232 262V264H245V254H246V252H244V246H241L239 249H233V241H234V237L233 236H231V234L227 231V228H225L224 226H223V222L222 221H218L217 223H216V221L214 222V220H213V223L211 224V221ZM144 221V222H143ZM202 221H203V219H202ZM207 221V219L205 220V223H208V221ZM41 222V221H40ZM43 222V221H42ZM71 223H73V222H71ZM208 223V224H209ZM214 223H216V225H213ZM48 224V223H47ZM80 224V223H79ZM78 224V225H79ZM76 225V224H75ZM81 225V224H80ZM113 225V224H112ZM203 225H201V226H203ZM212 225H213V227H212ZM198 226V225H197ZM200 226V227H201ZM51 227V226H50ZM75 227V226H74ZM78 227V226H77ZM117 227V226H116ZM195 227V226H194ZM193 227V228H194ZM60 228V227H59ZM72 228V227H71ZM78 228H80V227H78ZM77 228V229H78ZM195 228H197V227H195ZM195 228H194V231H195ZM199 228V227H198ZM203 228V229H204ZM46 229V228H45ZM49 229V228H48ZM54 229V228H53ZM64 229V228H63ZM99 229V228H98ZM100 229H101V227H100ZM99 229V230H100ZM143 230H144V228H142ZM202 229V227L200 228V230ZM202 229V231L203 232H207L208 233V229L206 230L205 229V231ZM44 230V229H43ZM73 230V229H72ZM76 230V229H75ZM140 230V231H139ZM197 230V229H196ZM199 230V229H198ZM199 230V231H200ZM42 231V230H41ZM49 231V230H48ZM67 231V230H66ZM77 232H80V231H78V230H76ZM110 231V230H109ZM198 231V232H199ZM201 231V232H202ZM100 232H102V231H100ZM187 232V231H186ZM196 232V234H198V232L197 231H195ZM65 233V232H64ZM94 233V232H93ZM190 233V232H189ZM200 233V232H199ZM210 233V232H209ZM45 234V233H44ZM77 233L75 232V235H76ZM100 234V233H99ZM141 235H142V232L140 233ZM188 234V233H187ZM185 235L186 237L188 236V239L190 238V240H191V237H189V236H191V235ZM191 234H192V237H193V231L191 230ZM203 234V233H202ZM43 235V234H42ZM79 235V234H78ZM92 235V234H91ZM140 235V236H141ZM198 235H200V234H198ZM44 236V235H43ZM46 236V235H45ZM54 235H52V237H53ZM69 236H71V235H69ZM73 236V235H72ZM71 236V237H72ZM80 236V235H79ZM209 236V235H208ZM123 237V238H122ZM138 237H139V234H138ZM66 238H68V237H66ZM79 238V237H78ZM81 238V237H80ZM125 238H127L125 241H123V239H125ZM135 238V237H134ZM141 238V237H140ZM203 238V237H202ZM209 238V237H208ZM137 237H136V241H137ZM187 239V238H186ZM185 239V241L187 242V240ZM194 239V238H193ZM71 240H73V239H71ZM75 240H77V239H75ZM84 240V239H83ZM74 241V240H73ZM133 241L134 240H132V243H133ZM146 241V240H145ZM149 241V240H148ZM157 241V240H156ZM185 241H183V242H185ZM191 241H196V240H191ZM190 241V243H195V242H191ZM202 241V240H201ZM76 242V241H75ZM154 242V241H153ZM160 242V241H159ZM203 242V241H202ZM69 243V242H68ZM130 243V242H129ZM187 243H189V240H188V242ZM64 244H66V243H64ZM72 244V243H71ZM70 244V245H71ZM75 244H77V242L75 243ZM131 244V243H130ZM153 244V243H152ZM186 244V243H185ZM199 244V245H200ZM62 245V244H61ZM74 245V244H73ZM100 245H102V244H100ZM181 245V244H180ZM187 245V244H186ZM189 245V244H188ZM191 245V244H190ZM196 245V244H195ZM198 244H197V247L199 246ZM62 246H64V245H62ZM83 246V245H82ZM152 246H154V244L152 245ZM156 246V245H155ZM158 246H160V245H158ZM158 246H156L155 248H154V250L157 252V255H162V253H161V248L160 247H158ZM162 246V245H161ZM191 246H193V245H191ZM210 246V247H209ZM212 246H214V248L216 249V250H210L211 249V247ZM101 247V246H100ZM163 247V246H162ZM187 247V246H186ZM65 248H66V246H65ZM72 248V247H71ZM141 248V247H140ZM191 247H189V249H190ZM194 248H196V246L195 247H192V249H194ZM210 248V249H209ZM213 248V247H212ZM62 249V248H61ZM63 249H64V247H63ZM147 249V248H146ZM187 249H188V247H187ZM60 250V249H59ZM148 250V249H147ZM169 250V249H168ZM196 250V249H195ZM228 250H230L231 252L230 253H228L229 251ZM64 251V250H63ZM190 252H191V250H189ZM228 251V252H227ZM68 252V251H67ZM71 252V251H70ZM54 253H56V251L54 252ZM153 253V252H152ZM57 254V253H56ZM149 254V253H148ZM154 254V253H153ZM172 254V253H171ZM199 254V253H198ZM223 254V253H222ZM50 255H51V253H50ZM51 256H53V255H51ZM58 256H60V254L58 255ZM150 256V255H149ZM225 256H228V255H226L225 254ZM63 257V256H62ZM67 257V256H66ZM88 257H89V255H87L86 256V258L88 259ZM154 257V256H153ZM181 257V256H180ZM206 257H208V256H206ZM220 257V256H219ZM47 258V257H46ZM61 258V257H60ZM65 258V257H64ZM68 258V257H67ZM70 258V257H69ZM69 258L67 259V260H69ZM216 258H218V257H216ZM86 259V260H87ZM50 260H51V258H50ZM52 260H53V258H52ZM66 260V259H65ZM66 260V261H67ZM73 260V259H72ZM78 260H81V258L80 259H78ZM148 260V259H147ZM152 260H154V259H152ZM210 259H209V261H211ZM233 260H231V261H233ZM88 261V260H87ZM217 261V260H216ZM50 262V261H49ZM57 262V261H56ZM65 262V261H64ZM80 262H82V263H85V261L84 260H82V261H78V262H76L75 264H79ZM127 262V261H126ZM141 262V261H140ZM147 262V261H146ZM171 262V261H170ZM169 262V264H176V263H173V262H171L170 263ZM197 262V261H196ZM213 262H215V260L213 261ZM224 262V261H223ZM228 262V261H227ZM226 262V263H227ZM52 263H55V262H52ZM74 263V262H73ZM131 263V262H130ZM157 263V262H156ZM211 262H209V264H210ZM222 263V260H221V262H220V264ZM65 264V263H64ZM67 264V263H66ZM214 264V263H213ZM217 264H219V262H217ZM229 264H231V262H229Z\"/></svg>",
  "mask_w": 264,
  "mask_h": 264
},
{
  "label": "water",
  "instance_id": "water-1",
  "mask_svg": "<svg viewBox=\"0 0 264 264\" xmlns=\"http://www.w3.org/2000/svg\"><path fill=\"white\" fill-rule=\"evenodd\" d=\"M153 64V63H152ZM150 64V66L148 65L147 66V70L145 71L146 73L150 72L152 73L153 71L152 70H155V72L157 73L158 78H155V76L153 74H151V77H149V79L156 83V84H163V83H166L169 79H170V72H169V69H167L166 67H163V66H159L157 64L155 65H152ZM156 80H160V81H156ZM260 186L257 185L256 183H252V182H245V183H242L241 185L231 189L228 191V196L230 195V197L232 196V198H234L237 194H239L241 191L243 190H263V189H260L259 188ZM227 204V200L225 202V205Z\"/></svg>",
  "mask_w": 264,
  "mask_h": 264
},
{
  "label": "snow or ice",
  "instance_id": "snow-or-ice-1",
  "mask_svg": "<svg viewBox=\"0 0 264 264\" xmlns=\"http://www.w3.org/2000/svg\"><path fill=\"white\" fill-rule=\"evenodd\" d=\"M85 191H87V189Z\"/></svg>",
  "mask_w": 264,
  "mask_h": 264
}]
</instances>
